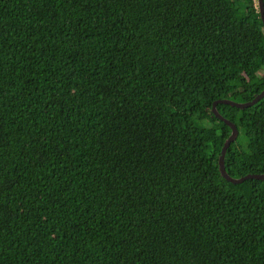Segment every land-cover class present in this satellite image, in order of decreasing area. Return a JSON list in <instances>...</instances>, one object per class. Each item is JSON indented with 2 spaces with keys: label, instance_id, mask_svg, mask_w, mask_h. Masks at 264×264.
I'll list each match as a JSON object with an SVG mask.
<instances>
[{
  "label": "trees",
  "instance_id": "obj_1",
  "mask_svg": "<svg viewBox=\"0 0 264 264\" xmlns=\"http://www.w3.org/2000/svg\"><path fill=\"white\" fill-rule=\"evenodd\" d=\"M262 91L256 0H0V264H264Z\"/></svg>",
  "mask_w": 264,
  "mask_h": 264
},
{
  "label": "water",
  "instance_id": "obj_2",
  "mask_svg": "<svg viewBox=\"0 0 264 264\" xmlns=\"http://www.w3.org/2000/svg\"><path fill=\"white\" fill-rule=\"evenodd\" d=\"M258 3V8L259 11L261 13V18L264 24V0H256ZM262 99H264V91H262L259 95L256 96V98L253 101L247 102V103H239L236 101H232L229 99H225V100H218L213 104V113L215 115V117H217L218 119H220L221 121H224L231 129H232V134L231 136L227 139L222 152H221V156L219 158V169L220 172L223 176V178H225L228 182L233 183V184H241L244 183L247 180H251V179H255V180H260V181H264V174H250L247 175L245 177L242 178H233L232 176H230L226 170V164H225V159H226V154L227 151L230 147V145L237 139L238 135H239V130L237 128V126L225 119L217 110V106L219 104H226V105H231L232 107H237L240 109H246L249 107L254 106L255 104H257L259 101H261Z\"/></svg>",
  "mask_w": 264,
  "mask_h": 264
},
{
  "label": "rangeland",
  "instance_id": "obj_3",
  "mask_svg": "<svg viewBox=\"0 0 264 264\" xmlns=\"http://www.w3.org/2000/svg\"><path fill=\"white\" fill-rule=\"evenodd\" d=\"M256 3H257V1H256ZM257 5H258V3H257ZM256 148V147H255Z\"/></svg>",
  "mask_w": 264,
  "mask_h": 264
}]
</instances>
